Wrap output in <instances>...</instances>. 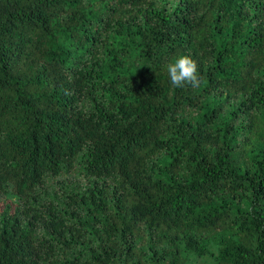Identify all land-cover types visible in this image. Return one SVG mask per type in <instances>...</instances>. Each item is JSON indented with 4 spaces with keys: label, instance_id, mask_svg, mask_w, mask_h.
Masks as SVG:
<instances>
[{
    "label": "trees",
    "instance_id": "obj_1",
    "mask_svg": "<svg viewBox=\"0 0 264 264\" xmlns=\"http://www.w3.org/2000/svg\"><path fill=\"white\" fill-rule=\"evenodd\" d=\"M0 264H264V0H0Z\"/></svg>",
    "mask_w": 264,
    "mask_h": 264
},
{
    "label": "clouds",
    "instance_id": "obj_2",
    "mask_svg": "<svg viewBox=\"0 0 264 264\" xmlns=\"http://www.w3.org/2000/svg\"><path fill=\"white\" fill-rule=\"evenodd\" d=\"M166 70L170 83L174 87L190 86L197 88L200 85L201 80L198 75L197 63L190 56H179L167 64Z\"/></svg>",
    "mask_w": 264,
    "mask_h": 264
}]
</instances>
